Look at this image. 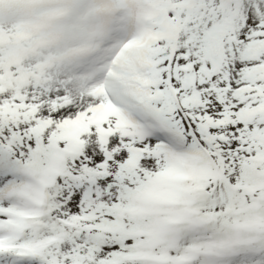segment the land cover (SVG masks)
Returning <instances> with one entry per match:
<instances>
[{
	"label": "snow or ice",
	"instance_id": "obj_1",
	"mask_svg": "<svg viewBox=\"0 0 264 264\" xmlns=\"http://www.w3.org/2000/svg\"><path fill=\"white\" fill-rule=\"evenodd\" d=\"M13 2L0 264H264V0H108L83 58L27 54Z\"/></svg>",
	"mask_w": 264,
	"mask_h": 264
},
{
	"label": "bare ground",
	"instance_id": "obj_2",
	"mask_svg": "<svg viewBox=\"0 0 264 264\" xmlns=\"http://www.w3.org/2000/svg\"><path fill=\"white\" fill-rule=\"evenodd\" d=\"M108 0L79 3L74 0H14L3 7L5 23L12 26L28 47L25 52L38 56L54 50H68L73 58H83L99 49L106 35L100 21L113 14Z\"/></svg>",
	"mask_w": 264,
	"mask_h": 264
},
{
	"label": "rangeland",
	"instance_id": "obj_3",
	"mask_svg": "<svg viewBox=\"0 0 264 264\" xmlns=\"http://www.w3.org/2000/svg\"><path fill=\"white\" fill-rule=\"evenodd\" d=\"M102 22H103V19L100 21V25L102 24Z\"/></svg>",
	"mask_w": 264,
	"mask_h": 264
}]
</instances>
